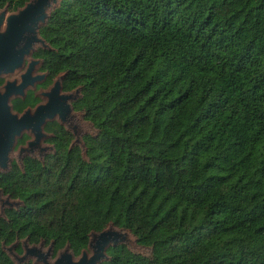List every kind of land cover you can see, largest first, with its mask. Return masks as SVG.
Listing matches in <instances>:
<instances>
[{
    "label": "trees",
    "instance_id": "trees-1",
    "mask_svg": "<svg viewBox=\"0 0 264 264\" xmlns=\"http://www.w3.org/2000/svg\"><path fill=\"white\" fill-rule=\"evenodd\" d=\"M43 31L44 86L84 82L75 105L98 131L84 160L44 124L53 152L0 179L23 203L0 241L77 253L112 224L150 255L117 246L101 264H264V0H60Z\"/></svg>",
    "mask_w": 264,
    "mask_h": 264
},
{
    "label": "rangeland",
    "instance_id": "rangeland-1",
    "mask_svg": "<svg viewBox=\"0 0 264 264\" xmlns=\"http://www.w3.org/2000/svg\"><path fill=\"white\" fill-rule=\"evenodd\" d=\"M30 0H0V15L3 14L4 17L9 14L16 13L18 10L22 9L26 3ZM60 0L58 1L57 6L53 7V9H48L44 23L40 24L37 28V38L38 42L33 44L31 49L29 50L28 55L23 58V63L18 67L14 68L10 72H6L0 75V79L3 82H0V91H2V87L7 81H15V84L20 83L21 75L25 73L27 70V66H29L30 62L32 64V69L29 74V77H36L37 75H41L38 79L35 78L31 84H28L24 90H31L35 93L37 98V103H44L48 100L47 96H44L45 93L50 91V87L55 80L59 81L60 86V94H64L65 98L61 100L62 111L59 108H55V115L52 120L59 123L62 128L70 134V138L67 142V147L76 148L79 151L80 156L84 160H88L89 153H92V148H90V140L93 138L98 129L96 126L90 121L86 120L83 116V110L78 108L75 105L76 102L81 100L84 92L87 89V86L84 82H71L68 84V87L64 89L63 86V77L64 73H59L51 79V83L49 85L44 86V81L47 72L41 68V59L34 56V53L37 49H48L53 50L55 43H51L48 38L44 36L47 32L43 31V36L41 33V29L46 25L47 20L50 16V13L59 5ZM5 25H1L0 33L3 32ZM13 97H20L19 95H15ZM11 97V98H13ZM71 107V108H70ZM71 109V110H70ZM70 110V111H69ZM69 111V116L71 119L67 121L62 120L63 116L61 113H65ZM69 117V118H70ZM48 121V120H46ZM73 124L76 127H73ZM25 136L23 142H17L22 136ZM54 134H50L49 132L42 130L37 141H34L33 132L27 128L21 131L20 137H16L15 143L13 144L11 151L7 154V160L5 162V168L0 167V179L3 174L9 171L12 165L17 166L20 170L22 169V157L30 156L38 159L39 161H43V158L47 154H51L53 152L52 138ZM23 206V203L16 199L10 198L7 195L3 194L0 190V215H5V211L9 209L19 210L20 207ZM9 208V209H8ZM4 212V213H3ZM106 233L104 237L108 239L107 242H104L99 238L101 232ZM86 243L83 247H81L77 253H75L69 246L67 242L63 244L61 248L58 250H52L50 244H42L41 242L30 241L28 242L25 237L17 238L15 241H12L8 244H1L0 248L7 254L9 260L12 264H26L27 261L32 264H43V260L52 263L57 258L66 257L69 258L70 263L77 264L82 259V255L86 254V257L92 255V252L95 250L96 243L105 244L102 250V259L94 262V264H101L103 262L109 261L111 259V249L116 248L117 246H123L127 251L137 254L140 256H149L150 255V246L139 243L137 239L129 233L127 230L116 227L112 224H108L104 228L99 231L90 230L86 234ZM34 242V243H33ZM33 243V244H31ZM40 252L43 254V260L36 258V254L34 252Z\"/></svg>",
    "mask_w": 264,
    "mask_h": 264
},
{
    "label": "water",
    "instance_id": "water-1",
    "mask_svg": "<svg viewBox=\"0 0 264 264\" xmlns=\"http://www.w3.org/2000/svg\"><path fill=\"white\" fill-rule=\"evenodd\" d=\"M59 0H30L25 6L16 13L4 17L0 15V27L5 25L0 33V75L18 68L23 63V58L28 55L29 50L39 41L37 38V28L44 23L48 16L47 10L57 6ZM32 69L30 62L27 70L21 75V81L15 84V81H7L0 91V167L5 168L7 154L11 151L16 137H20L21 131L29 128L34 134V141L39 139L42 127L46 120L51 121L55 115L57 100H63L64 94H58L60 91L59 81L55 80L50 87V91L44 96L48 100L44 103L36 104L32 109L25 108L22 112L12 111L9 99L15 95L24 96V88L31 84L35 78L29 77ZM103 231L99 234L102 241L107 242ZM105 244L96 243L95 250L88 258L86 254L77 264H94L102 259V250ZM43 264H74L69 262V258L62 256L54 262L49 263L43 260Z\"/></svg>",
    "mask_w": 264,
    "mask_h": 264
},
{
    "label": "flooded vegetation",
    "instance_id": "flooded-vegetation-1",
    "mask_svg": "<svg viewBox=\"0 0 264 264\" xmlns=\"http://www.w3.org/2000/svg\"><path fill=\"white\" fill-rule=\"evenodd\" d=\"M1 82H3V81H1ZM27 91H31V90H24V96H25V94H26ZM32 92H33V91H32ZM33 95L35 96V93H34V92H33ZM24 96H23V97H24ZM23 97H13V98H10V99H9V103H10V105H11V100H12V99H14V98L22 99ZM35 97H36V96H35ZM57 102H58V103L56 104V108H59V109H61V111H62V106H63V105L61 104V101H60V100H57ZM36 103H37V101H36L32 106H26V107H24V108H23L21 111H19V112H18V111H14L13 109H12V111L20 113V112H22L25 108H31V109H32V108L36 105ZM11 108H12V106H11ZM70 108H71V107H70ZM70 110H71V109H70ZM70 110H69V111H70ZM69 111L65 112L64 114L61 113L62 116H63V119H62V120L67 121L68 119H71V117H70L69 114H68ZM69 117H70V118H69ZM85 119H86V118H85ZM86 120H88V119H86ZM51 121H54V120H51ZM46 122H49V121H46ZM46 122H45V123H46ZM55 122H56V121H55ZM45 123H44V124H45ZM58 124H59V123H58ZM59 125H60V124H59ZM69 125H73V124H70V123H69ZM60 126H61V125H60ZM43 127H44V125H43ZM43 127H42V130H44ZM61 127H62V126H61ZM73 127H76V126L73 125ZM63 130H64V129H63ZM49 133L53 135L52 132H49ZM67 133H68V132H67ZM68 134H69V133H68ZM69 135H70V134H69ZM54 143H55V142H53V141H52V143H51V144L53 145V148H54ZM23 157H25V156H23ZM23 157H22V159H23ZM27 157H30V156H27ZM30 158H33V157H30ZM34 159H36V158H34ZM36 160H38V159H36ZM38 161H39V160H38ZM10 168H11V167H10ZM0 190H1V188H0ZM1 192H2V190H1ZM2 193H3V192H2ZM3 194H5V193H3ZM5 195H7V194H5ZM7 196L10 197L9 195H7ZM10 198H11V197H10ZM8 209H9V208H8ZM9 210H13V209H9ZM3 213H4V212H3ZM0 218L5 219V215H3V216L0 215ZM25 238L27 239V241L29 240L28 237L25 236ZM16 239H17V237L15 236V237L13 238V240H11L10 242L15 241ZM29 241H30V240H29ZM29 241H28V242H29ZM31 241H32V240H31ZM31 241H30V242H31ZM10 242H9V243H10ZM36 242H41L42 244H44V243H43V240L40 239V238H39ZM0 243H1V244H8V243H4L3 241H0ZM33 243H34V242H33ZM33 243H31V244H33ZM48 244H50L52 250H54V249H53V246H52V244H51V242L48 243ZM0 249H1V248H0ZM1 250L3 251V249H1ZM56 250H58V249H56ZM35 251H36V250H35ZM3 252H4V251H3ZM4 253H5V252H4ZM5 254H6V253H5ZM33 254H36V258H38V259H40V260H41V259L43 260V254H42V253L36 251V252H34ZM6 255H7V254H6ZM7 257H8V256H7ZM26 264H32V263H30V262L27 261Z\"/></svg>",
    "mask_w": 264,
    "mask_h": 264
}]
</instances>
